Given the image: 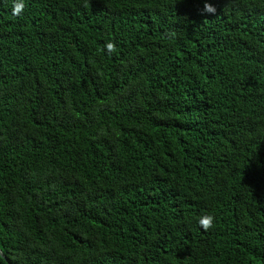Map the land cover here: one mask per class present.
<instances>
[{"label":"trees","instance_id":"obj_1","mask_svg":"<svg viewBox=\"0 0 264 264\" xmlns=\"http://www.w3.org/2000/svg\"><path fill=\"white\" fill-rule=\"evenodd\" d=\"M17 2L0 264H264V0Z\"/></svg>","mask_w":264,"mask_h":264},{"label":"clouds","instance_id":"obj_2","mask_svg":"<svg viewBox=\"0 0 264 264\" xmlns=\"http://www.w3.org/2000/svg\"><path fill=\"white\" fill-rule=\"evenodd\" d=\"M23 2L22 0H20V2H17L14 4L13 8H12V15L16 16L19 15L21 13V11L23 10ZM202 14H215L216 13V7L214 6V4L208 2V0H205L203 8H202ZM106 49L108 52H112L114 50V45L109 42L106 44ZM213 216L211 215H205L202 216L199 220V224L201 226V228L203 229H208L210 227H212L213 224Z\"/></svg>","mask_w":264,"mask_h":264}]
</instances>
